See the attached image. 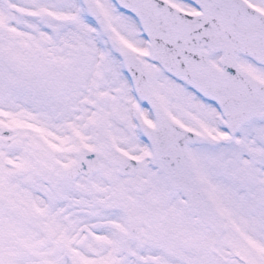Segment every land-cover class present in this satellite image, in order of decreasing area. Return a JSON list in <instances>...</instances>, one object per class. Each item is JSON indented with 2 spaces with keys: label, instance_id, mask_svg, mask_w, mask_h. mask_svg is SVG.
<instances>
[{
  "label": "snow or ice",
  "instance_id": "1",
  "mask_svg": "<svg viewBox=\"0 0 264 264\" xmlns=\"http://www.w3.org/2000/svg\"><path fill=\"white\" fill-rule=\"evenodd\" d=\"M0 264H264V0H0Z\"/></svg>",
  "mask_w": 264,
  "mask_h": 264
}]
</instances>
